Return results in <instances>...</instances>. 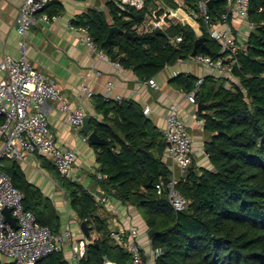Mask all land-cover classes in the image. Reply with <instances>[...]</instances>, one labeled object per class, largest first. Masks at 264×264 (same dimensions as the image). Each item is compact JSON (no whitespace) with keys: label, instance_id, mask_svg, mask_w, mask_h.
I'll return each mask as SVG.
<instances>
[{"label":"trees","instance_id":"16d2710c","mask_svg":"<svg viewBox=\"0 0 264 264\" xmlns=\"http://www.w3.org/2000/svg\"><path fill=\"white\" fill-rule=\"evenodd\" d=\"M226 1L214 0L210 9L213 19L221 15ZM159 2L162 8L158 15L168 6L179 7L175 0H146L143 9L106 0V9L89 7L75 24L88 26L107 54L141 79L149 80L181 58H190L198 37L189 24L175 20L160 31L138 29L151 19ZM186 2L194 6L193 0ZM63 10L60 0H51L44 9L51 16ZM250 17L257 27L246 50L238 56L240 64L234 67V74L208 73L196 94L197 105L203 106L196 113L204 122L203 150L210 166L198 165L192 154L193 162L185 174L179 169L178 188L189 201L185 209L176 210L169 203L167 185L172 170L171 161L165 160L164 131L136 101L96 97L95 107L102 119L93 118L91 128L108 140L106 145H92L102 174L101 178L95 175L101 190L93 191L83 178L61 175L51 162L73 214L86 223L89 231L86 235L81 228L85 237L73 236L71 241L84 239L89 249V255L86 252L77 264H104L106 259L116 264L132 261L125 245L128 234L121 242L111 236V222L100 215L104 205L97 201L96 192L138 207L148 230H156L147 239L159 251L153 264H264V0H251ZM112 25L122 31L108 40ZM179 35L181 41L172 44L170 39ZM203 35L208 38L207 48L199 47L198 53L221 56L219 43L206 31ZM177 78L183 90L189 92L195 89L199 76L179 73ZM3 123L0 115V125ZM4 171L25 193L24 208L35 213L38 223L55 234L67 228L62 227L53 201L28 179L17 158H5ZM66 247L71 250L65 245L36 264H74L70 261L72 252L69 259L65 254ZM0 264L17 263L0 259Z\"/></svg>","mask_w":264,"mask_h":264},{"label":"built area","instance_id":"2783aa9c","mask_svg":"<svg viewBox=\"0 0 264 264\" xmlns=\"http://www.w3.org/2000/svg\"><path fill=\"white\" fill-rule=\"evenodd\" d=\"M51 0H23L17 17V30L21 34L19 45L23 51L19 58L9 53H4L0 61V70L6 77L0 80V115L4 123L0 125V140L3 146L0 152V251L17 264H36L43 256L61 251L65 245L71 247V262H77L86 255L87 247L84 239L72 243V230L68 227L58 234L37 222L36 215L31 210H26L23 205L25 193L13 184L11 176L4 171L5 158H22L23 151L48 156L53 164L58 167L61 175L76 177V154L68 146L58 144L57 137L50 126V108L55 106L62 112L66 120L77 130H81L86 116L82 105L73 106L66 98L63 90L56 81L39 71L29 60L26 54V39L29 31L36 24L50 23L55 16L44 11ZM118 5H129L143 9L146 0H116ZM179 7L164 8L160 15L153 11L151 25L153 30H164L170 21L191 23L199 27L201 33L206 31L220 45L219 57H212L197 53L189 59L201 64L202 75L199 76L195 89L185 92L189 102L197 105L196 94L204 77L208 74L232 76L234 67L239 65L238 56L246 50L251 33L257 23L250 17L251 0H227L221 15L213 19L210 14L209 0H193L194 6L186 0H175ZM183 10L187 16L179 14ZM68 28L79 32L81 43L94 52L101 59H106L115 66L121 64L108 56L98 45L86 25L75 24V19L69 21ZM198 29V28H196ZM203 35V34H201ZM181 41V36L172 37L173 44ZM96 75H101L100 70H95ZM154 88H159L155 78L147 80ZM114 83L107 82V93L112 91ZM83 92H88V86H82ZM123 100L122 97H118ZM145 112H150L146 106ZM83 140H88L84 135ZM165 140L167 142L166 154L171 161V178L168 182V199L170 205L176 210H183L189 201L180 192L179 169L185 174L186 169L193 162V137L188 131L186 120L180 112V103H171L166 115ZM82 180L81 177H76ZM97 201L102 205L109 203V198L96 192ZM10 208L11 214L16 218L17 227L6 220L5 209ZM127 232V233H126ZM111 236L119 242L124 241L128 234L126 248L132 256L131 264H153L159 251L149 241L148 248L143 251L136 227L117 230L111 229ZM104 264H116L109 259Z\"/></svg>","mask_w":264,"mask_h":264},{"label":"crops","instance_id":"0c3cea01","mask_svg":"<svg viewBox=\"0 0 264 264\" xmlns=\"http://www.w3.org/2000/svg\"><path fill=\"white\" fill-rule=\"evenodd\" d=\"M60 1L64 6L63 12L53 15L55 18L50 23L34 25L27 35L25 50L31 63L47 77L54 79L73 106L82 105L86 110V115L91 116L92 119H102V115L95 107V102L96 97H105L109 81L114 83V87L105 99L118 101V97H122L123 100L136 101L143 107L144 113L164 131V134L169 105L180 103V112L194 140L193 155L199 159L197 164L209 167L208 156L203 150L201 130L204 122L197 117L196 113L198 105L188 101L180 80L177 78L179 73L202 75V65L189 58H181L154 77L159 85V88H154L147 82V79H141L131 69L122 65L117 67L108 60L99 58L96 52L81 43L79 32L68 28L69 21L77 20L89 7L97 6L106 9V0ZM22 2L23 0H0V61L4 53H9L15 58H19L23 53L19 45L21 34L17 30V17ZM189 25L195 30L197 36L203 34L196 25L195 27L191 23ZM150 27L152 29L151 19L148 18L138 29L149 30ZM95 70H100L101 75H96ZM5 77L6 73L0 70V80ZM84 85L88 86V92L82 91ZM146 106L150 107L149 113L145 112ZM49 120L58 144L68 146L75 151L77 158L75 176L83 178L84 184L91 187L93 191L101 190L95 178V175L102 177L98 171L97 151L89 140H83L84 131L77 130L55 106L50 108ZM2 146L3 143L0 140V152ZM17 159L28 179L38 186L59 210L62 227H70L77 239L85 237L81 229L82 221L73 214L65 191L55 176L56 172L51 158L23 151L22 158ZM165 160H170L167 154H165ZM100 215L108 218L112 228L117 230L130 227L140 229L139 226L143 224L147 226L137 206L130 202L125 203L116 197H111L109 203L101 207ZM140 236L146 249L149 243L147 242L148 237L144 238L142 233ZM66 249L65 254L69 259L71 250L69 247ZM0 259L10 260L1 251Z\"/></svg>","mask_w":264,"mask_h":264},{"label":"water","instance_id":"95a60500","mask_svg":"<svg viewBox=\"0 0 264 264\" xmlns=\"http://www.w3.org/2000/svg\"><path fill=\"white\" fill-rule=\"evenodd\" d=\"M213 3H214V0H209L210 7L213 6ZM121 31H122V29L120 27H118L116 25H112L110 27V31L108 34V40H110L113 33L121 32ZM158 31H160V30H158ZM125 34L131 38H136V36H134L133 33L129 32V31H125ZM207 39L208 38L204 35L198 36L196 38L195 43H194V48L191 52V56H195L198 53L199 47H206L207 48ZM202 107L203 106L201 105V103H198V109L201 110ZM91 120H92L91 116L86 115L84 118L83 126H82V130L88 136L89 143L91 145H93V144L106 145L108 143V140L99 136L94 130H91ZM150 185H151V182L149 184H147L145 187H148ZM4 211H5V215H6V220L9 221L12 225L17 227L16 218L14 216H12L11 209L6 208ZM81 228L86 233V235L89 234L86 223L84 221L81 223ZM154 233H156V230H154V229L148 230L149 237H153ZM88 255H89V249L87 250V256Z\"/></svg>","mask_w":264,"mask_h":264},{"label":"rangeland","instance_id":"374dc122","mask_svg":"<svg viewBox=\"0 0 264 264\" xmlns=\"http://www.w3.org/2000/svg\"><path fill=\"white\" fill-rule=\"evenodd\" d=\"M159 4V7H157L155 10H153V11H156V12H158L161 8H162V5H161V3L159 2L158 3ZM168 8V7H167ZM179 14L181 15V16H186V12H184L183 10H180L179 11ZM191 134V133H190ZM192 135V134H191ZM193 142H194V140H193ZM197 156H199V154L197 153ZM198 161H199V159H198ZM208 164V163H207ZM63 220H65V218H63ZM143 220H144V218H143ZM142 220V221H143ZM145 222V221H144ZM143 224V223H142ZM144 225V224H143ZM143 225H141V226H139L140 227V229H139V231H140V234L142 233V236L144 237V238H146V237H149L148 236V229H147V226L145 225V226H143ZM140 239H141V236H140Z\"/></svg>","mask_w":264,"mask_h":264},{"label":"bare ground","instance_id":"6f19581e","mask_svg":"<svg viewBox=\"0 0 264 264\" xmlns=\"http://www.w3.org/2000/svg\"><path fill=\"white\" fill-rule=\"evenodd\" d=\"M212 8V7H211ZM190 57H194V56H190Z\"/></svg>","mask_w":264,"mask_h":264}]
</instances>
